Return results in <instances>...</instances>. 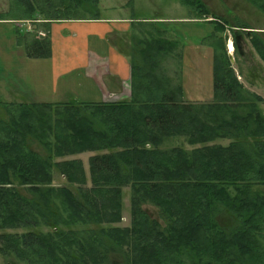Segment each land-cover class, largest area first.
<instances>
[{"label":"trees","instance_id":"trees-1","mask_svg":"<svg viewBox=\"0 0 264 264\" xmlns=\"http://www.w3.org/2000/svg\"><path fill=\"white\" fill-rule=\"evenodd\" d=\"M13 1L11 8L18 4L20 14L37 12L31 0ZM60 1L62 5L42 0L45 7L39 11L47 17L41 19L45 26L54 21L81 20L82 16L71 15L84 3L94 10L88 19H99L98 0ZM178 1L195 12L196 19L206 18L213 26L209 38L223 29L219 20L209 19L213 16L201 0ZM252 2L264 10V0ZM61 14L66 17L59 18ZM9 15L10 11L0 14V21L10 19ZM15 20L33 19L18 15ZM251 40L264 57L263 41L257 35ZM17 41L30 59L51 55L48 36L31 40L18 37ZM143 44L141 55L150 73L146 77L141 66H132L130 102L0 101V230H30L0 234V249L5 255H13L24 264H104V255L96 246L104 247L102 239L93 232L82 238L72 230L73 225L82 223L108 225L99 233L125 251L127 264H264L260 242L264 193L253 189L254 185H264V113L257 106L262 100L240 93L229 60L222 58L213 43L214 102L183 103L179 100L181 85L170 89L167 80L152 72L157 70L154 60L160 53H171V46L152 37ZM87 108L94 109L96 116L84 113ZM93 117H98V126ZM175 138L184 139L192 148L164 146ZM221 139L230 142L214 144ZM30 140L46 148H51L53 141L54 154L41 157L29 148ZM84 151H105L89 159L94 188L90 193L96 194L92 206L88 194L81 196L85 201L80 202L67 187H50L53 168L70 184H85L80 160L52 162V156L62 158ZM80 173L81 181L75 177ZM14 181L27 187L31 198L21 195L12 186ZM124 188L131 193L130 222L122 227ZM143 204L159 209L166 222L164 230L142 209ZM223 216L229 219L228 224L220 222ZM40 225L52 231H32Z\"/></svg>","mask_w":264,"mask_h":264},{"label":"rangeland","instance_id":"rangeland-1","mask_svg":"<svg viewBox=\"0 0 264 264\" xmlns=\"http://www.w3.org/2000/svg\"><path fill=\"white\" fill-rule=\"evenodd\" d=\"M31 1L36 5L35 8L37 12H34L32 15H28L26 13L20 14L18 12V9L22 8L21 6L19 7L18 4H15L13 8H11V4H14L13 0H0V13L11 12V15L7 16V18L17 19L18 15L20 17L21 15L22 17L27 15L33 19L31 21H22L24 25H21L20 27L14 23H0V81L4 82V88H9L15 84H19L20 82L19 85L23 87L24 90L26 89L37 95L38 98L33 96L32 102L52 103L72 101V97L70 98L68 96L60 95L61 88H55V91H53V89H51L52 87L48 88V85L43 83V81L46 80L44 76H48L49 74V68L42 65L43 67L39 69L38 66L40 64H47L46 62L39 63L38 61L37 63L35 61H31L30 59H26L23 56H19L18 37H27L28 40H31L34 36L40 39L46 38L47 36L45 33L41 32L44 29L39 28V23L42 21L41 19L47 18L43 11H39L45 6L43 5L42 0ZM53 2L54 5H62L60 0H53ZM201 2L210 12V15L213 16H209V19L216 18L220 21V24L223 27V29L219 28L217 32H214V36L210 38L208 36L213 31V26L206 23V18L196 19L197 17L193 14L195 12L192 13L191 10L189 11L188 7L182 5L178 0L97 1L99 17L104 14L107 16L110 11L109 9L111 8L125 7L131 12V16L136 18L146 17L161 18L166 19V21L168 20L167 22L161 24L162 27L167 29V32L162 33L160 30H156V27L151 26V28H149V37H139L138 32H136L134 36L131 35L130 38H127L120 44L121 48L125 47V49L128 50V53H130V57L134 63L133 66H141L146 77L150 72L145 63L146 59H144L141 55L142 50H144L143 43L150 40L151 37L165 40L167 45L169 47L171 46V53L163 52L157 56V59L154 60L158 62L156 66L157 70H152L153 74L156 77L159 76L158 78L167 80L169 82L170 89H173L177 85H181V83H183L185 89L189 91L196 90L197 94H201V96H204L206 99V96L210 97L213 95L212 65L214 49L211 45L215 43L217 48L216 51L222 56V58L229 60V69H231L236 83L241 86L240 93L247 98L254 95L258 96L262 100V102L257 103L258 109L264 113V57L259 55L251 40L252 37L257 35L264 43V10L258 4L252 2V0H201ZM104 8H106L107 11H105ZM93 11L94 10L89 4L84 3L79 11H76L71 15V18H80L81 16L82 19L92 18ZM58 16L59 18H63L64 16L66 17V14H64V16H62V14ZM173 18H189L194 23L169 21V19L171 20ZM44 25L45 24H42V26ZM172 32H174L177 37L173 35ZM235 42L237 43V47L235 46ZM10 56H13V58ZM230 57L233 58V62H230ZM19 75H21V77H19ZM0 86L3 87L1 84ZM47 92L49 93V96ZM51 92L54 93L55 97L54 95H51ZM179 100L182 101L181 98H179ZM213 102L214 101L210 98L209 100H205L204 103H195L209 104ZM244 110L245 109H240L242 112ZM54 113L56 115V112ZM84 113L96 116V111L92 108L85 109ZM93 118L96 120L95 124L98 126V117ZM177 140L178 142H176ZM229 142V140L221 139L216 140L214 144L224 146L228 145ZM50 144L51 148H46L38 141L30 140L29 148L41 157H45L47 155L54 154L53 149L56 147V143L51 141ZM164 146H182L187 150L192 148L185 143L184 139L179 140L177 138L174 140H168L167 146ZM92 153L100 155L101 153H105V151H84L79 154L65 156L62 158L52 156L53 163L61 160H80L82 163V169L86 175V182L83 186L79 183L78 186L70 184L63 176H61L59 169L53 168V183L50 187L54 189L67 187L73 194L74 198L80 202L85 201L83 197L81 199V196H87L88 194L87 197L91 199V202L89 200H87V202H90V206H92V204H94V197L96 194L90 193L94 188L90 179V170L87 168L90 165L89 159L91 157L89 156H95ZM80 176L81 173L75 177L77 180L81 181ZM12 186H14L24 197L31 198L32 193L29 192L27 187L18 185L17 181H14ZM253 189L259 191L260 193H264V185L262 184L254 185ZM130 196L131 193L128 188L122 189V218L119 224V226L122 227L129 225L130 222ZM97 198H100V196L98 195ZM99 202L100 199H97L96 203ZM142 209L150 216L151 219L157 220L161 224L163 230L166 228V222L160 217L159 209L156 206L143 204ZM95 210L96 208L94 207V212L96 213L97 211ZM219 219L223 225L229 223V219L226 216L219 217ZM108 227V225L103 224L85 225L82 223H76L73 225L72 230L82 238L91 236V233L93 232L95 236L102 239L104 247H100L99 244H96V246L104 255V264H127L124 256L125 251L117 247L113 241L99 233L101 229ZM63 229L68 230L66 228ZM26 231L30 230L1 229L0 234L7 235L15 232L23 233ZM32 231L47 233L52 230L44 225H40L36 229H32ZM260 242L264 246V232H262ZM262 260L264 261V259ZM0 264L24 263L18 261L13 255H5L0 249Z\"/></svg>","mask_w":264,"mask_h":264},{"label":"crops","instance_id":"crops-1","mask_svg":"<svg viewBox=\"0 0 264 264\" xmlns=\"http://www.w3.org/2000/svg\"><path fill=\"white\" fill-rule=\"evenodd\" d=\"M104 10L107 11L106 8ZM109 10L107 16L101 15L96 20H61L48 23L47 26H42L43 23H39V28L44 29L41 32L45 33L50 40L51 55L47 59L26 57L23 46L18 43L20 57L23 56L37 63L38 61L39 63H47L38 66L39 69L43 66L49 68V74L44 76L46 80L43 83L48 85V88L52 87L53 91L55 88H61V96L72 97V101L52 102L50 104H120L132 100V66L134 63L128 50L125 47L121 48L120 44L130 38L131 35L134 36L136 32H138L139 37H149L151 26L156 27V30H160L162 33L167 32V29L161 24L168 20L136 18L131 16V12L125 7ZM5 13L7 12L0 14ZM169 21L194 23L189 18H173ZM0 23H14L19 27L24 25L22 21L11 18L1 20ZM172 33L175 35L174 32ZM10 57L13 58V56ZM0 84L3 86H0L1 102L36 103L32 100L33 96L38 98L37 95L24 90L19 85L20 82L19 84L14 83L15 85L9 88H4L3 81H0ZM51 95L54 93L51 92ZM180 97L183 102L204 103L210 98L213 101L214 93L210 97L206 96L205 99L201 94H197L196 90L185 89L184 84L181 83Z\"/></svg>","mask_w":264,"mask_h":264},{"label":"water","instance_id":"water-1","mask_svg":"<svg viewBox=\"0 0 264 264\" xmlns=\"http://www.w3.org/2000/svg\"><path fill=\"white\" fill-rule=\"evenodd\" d=\"M230 62H233V58L230 57Z\"/></svg>","mask_w":264,"mask_h":264}]
</instances>
